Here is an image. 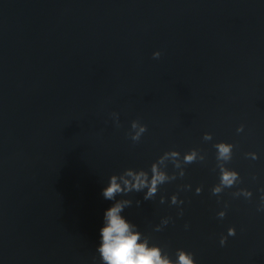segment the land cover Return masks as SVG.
<instances>
[{
    "label": "water",
    "instance_id": "water-1",
    "mask_svg": "<svg viewBox=\"0 0 264 264\" xmlns=\"http://www.w3.org/2000/svg\"><path fill=\"white\" fill-rule=\"evenodd\" d=\"M133 119L148 125L139 143L126 135ZM206 131L236 145L238 187L254 193L226 190L223 220L209 191L223 162ZM171 147L204 159L162 192L204 191L181 193L184 216L159 240L195 251L198 264H264V2L0 0V264H94L107 174ZM127 211L149 234L176 216L152 201ZM230 225L237 234L221 247Z\"/></svg>",
    "mask_w": 264,
    "mask_h": 264
},
{
    "label": "clouds",
    "instance_id": "clouds-1",
    "mask_svg": "<svg viewBox=\"0 0 264 264\" xmlns=\"http://www.w3.org/2000/svg\"><path fill=\"white\" fill-rule=\"evenodd\" d=\"M264 2V0H261ZM153 58L158 59L161 51L153 52ZM112 121L120 127V114L112 113ZM245 125L240 124L236 132H244ZM148 131V125L140 119H133L127 130V137L133 143H139ZM202 140L212 142L216 161L223 162L217 166V180L211 185L209 191L217 199L218 208L215 215L223 220L230 207V202L223 200L222 194L226 190L235 188L231 193L234 198L242 197L252 200L253 190L248 187H238L243 183L240 171L231 166L236 145L228 140H215L212 132H204ZM246 158L258 160L259 153L248 151L244 153ZM196 147L181 152L176 147L162 151L147 166H127L120 170H114L107 174L101 195L108 201L104 208L101 224L98 229V239L95 245L98 264H198L196 252L186 247H176L174 250L168 244L162 243L156 235L163 232L170 224L175 223L177 218H182L185 213L186 200L182 192H194L200 195L204 191V185L191 183H179L176 191L163 193L165 185L176 181H182L186 176L185 165H190L203 160ZM259 202L257 211L264 212V186L258 189ZM137 194H142V199H137ZM145 201H152L158 205H167L176 209V216L161 215L159 222L151 226V234L142 230L128 214V209L140 208ZM190 228L188 222L184 223V229ZM237 234L235 225L227 227L226 233L219 236V245L226 246L229 237Z\"/></svg>",
    "mask_w": 264,
    "mask_h": 264
}]
</instances>
